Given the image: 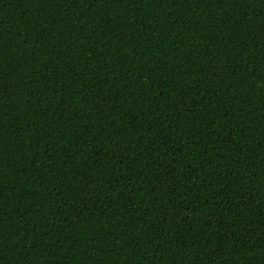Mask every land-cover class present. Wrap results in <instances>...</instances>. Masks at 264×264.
Returning a JSON list of instances; mask_svg holds the SVG:
<instances>
[{
  "label": "trees",
  "instance_id": "trees-1",
  "mask_svg": "<svg viewBox=\"0 0 264 264\" xmlns=\"http://www.w3.org/2000/svg\"><path fill=\"white\" fill-rule=\"evenodd\" d=\"M0 264H264V0H0Z\"/></svg>",
  "mask_w": 264,
  "mask_h": 264
}]
</instances>
